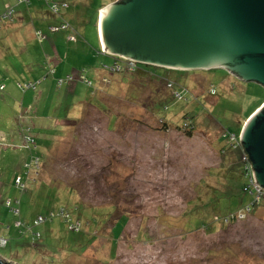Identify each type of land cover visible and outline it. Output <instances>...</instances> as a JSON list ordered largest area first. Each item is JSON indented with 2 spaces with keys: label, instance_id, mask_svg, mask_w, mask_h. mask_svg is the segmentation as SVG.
Returning a JSON list of instances; mask_svg holds the SVG:
<instances>
[{
  "label": "rangeland",
  "instance_id": "rangeland-1",
  "mask_svg": "<svg viewBox=\"0 0 264 264\" xmlns=\"http://www.w3.org/2000/svg\"><path fill=\"white\" fill-rule=\"evenodd\" d=\"M50 1L0 0V256L16 264H264V204L208 230L189 224L250 201L232 192L243 149L223 153V131L238 130L264 86L224 68L170 71L172 88L147 72L124 82L122 73L101 71L113 58L97 19L114 0ZM53 3L67 7L56 13ZM64 22L74 31H50ZM51 66L56 73L45 77ZM82 72L92 85L58 86L60 76ZM39 79L37 90L18 86ZM185 114L198 118L192 135L180 127ZM22 127L35 140L30 147ZM60 208L80 218L81 231H70ZM39 215L50 219L34 226Z\"/></svg>",
  "mask_w": 264,
  "mask_h": 264
},
{
  "label": "water",
  "instance_id": "water-1",
  "mask_svg": "<svg viewBox=\"0 0 264 264\" xmlns=\"http://www.w3.org/2000/svg\"><path fill=\"white\" fill-rule=\"evenodd\" d=\"M103 52L175 70L227 69L264 86V0H119L100 10ZM240 138L264 188V105ZM0 264L7 262L0 256Z\"/></svg>",
  "mask_w": 264,
  "mask_h": 264
},
{
  "label": "trees",
  "instance_id": "trees-1",
  "mask_svg": "<svg viewBox=\"0 0 264 264\" xmlns=\"http://www.w3.org/2000/svg\"><path fill=\"white\" fill-rule=\"evenodd\" d=\"M101 8H103V7H101ZM13 18V16L11 17V19ZM98 20H99V15H98ZM19 22V21H18ZM12 24H14V23H16V22H11ZM11 30H13L12 28H11ZM66 31V30H65ZM56 33V32H55ZM9 35V34H8ZM44 41V40H43ZM43 41H40V42H43ZM112 58H113V63L111 64V66H108V65H106V64H104L103 65V69L101 70V71H109L111 74H115V73H122V74H120L121 75V78H122V80L124 81V82H126V81H129L131 78H133V77H135V75L136 76H142V75H145L146 74V72L147 73H151V74H153L154 76H155V78H159L160 80H166L167 82H168V86H169V84L171 83V86H169L170 88H172L173 87V85H174V77L171 75V73H170V71H175V69H168V68H162V67H157V66H153V65H148V64H142V63H137L136 64V67H135V69L134 70H131L130 68H129V61L128 60H125V59H123V58H120V57H118V56H111ZM138 64H141V65H143L144 67H145V70H143L142 68H138ZM120 67V70H112L111 69V67H113V68H116V67ZM162 69V70H164V71H160V72H158V69ZM56 73V69H55V72L54 73H51L50 71H49V73L45 76V77H47L49 74H55ZM83 73V72H82ZM81 74V73H80ZM79 74V75H80ZM132 75V77H130ZM85 76H86V74H85ZM124 76V77H123ZM126 76H128V77H126ZM87 77V76H86ZM118 77H120V76H118ZM61 78H63V77H59L58 78V80H57V83H58V81H59V79H61ZM87 79H88V77H87ZM109 79V78H108ZM90 80V79H89ZM38 81H40L39 83H38ZM92 81V80H91ZM83 82V81H82ZM34 83H36L35 84V89H32V90H37V87H38V85L40 84V83H42V79H39V80H37L36 82H34ZM85 83V82H84ZM93 83V82H92ZM112 83V80H111V78H110V82L108 83V84H111ZM66 84H69V83H66ZM2 85V84H1ZM0 85V86H1ZM58 86H59V84H58ZM64 86V84L62 85V86H59V87H63ZM108 86V85H107ZM4 88H5V85H4ZM21 88V87H20ZM0 90H2V89H0ZM27 90V89H26ZM174 96L175 97H177L176 95H175V93H174ZM177 98H179V97H177ZM182 98V97H181ZM180 99V98H179ZM263 103H264V100L260 103V105L258 106V107H256L250 114H248V116H246L245 118H249V116H251L259 107H261L262 105H263ZM32 105V104H31ZM24 114V113H23ZM184 120H182L183 121V123L180 125V127L181 128H183V129H185V131L187 132V134L188 135H192V132L194 131V129L196 128V125H197V117L196 116H191V117H189L188 116V114H185L184 115ZM245 118H243V120L245 119ZM186 120H188V121H186ZM243 120H240V121H238L237 123H236V125H237V131L235 132V131H232V130H228V132H227V129H225L223 132L226 134V135H224V136H226V139H227V143H226V146L225 147H223V149L221 150L223 153H225V152H227V151H231V150H233V149H235L231 144H230V142H229V136L231 135V134H235L237 137H239L240 136V133H241V130H242V128H243ZM76 123H78V118L76 117V119H73V120H69V122H66L63 126H65V127H67V126H73V125H75ZM29 128H30V126H29ZM22 132H23V134H24V136L26 135V134H28V132L27 131H29V129H26V128H24V127H22ZM30 132V131H29ZM32 137V136H31ZM33 138V137H32ZM34 139V138H33ZM25 141H26V143H27V146L28 145H30L31 143L30 142H27V140H26V138H25ZM35 141V140H34ZM28 147H30V146H28ZM239 148V147H238ZM31 149V148H30ZM46 154L44 153V156H45ZM32 160V159H31ZM242 167H240L239 169H238V172L240 173L238 176L239 177H237V179H235V183H234V186L235 187H232V192H235V191H242V192H244V194H246L248 197H249V199H250V201L252 200V196L248 193V191H246V186H247V184H248V180H247V177L245 176V173H244V171H243V166H244V162H243V154H242ZM29 167V166H28ZM30 168V167H29ZM69 190H71L72 192H75L73 189H71V188H68ZM231 192V190H227V193H226V191H224L223 192V194H225L226 196L227 195H229L228 193H230ZM221 194V193H220ZM222 194V195H223ZM231 194V193H230ZM216 196V195H215ZM219 193H217V196H216V198L219 200ZM249 201V202H250ZM249 202H247V203H249ZM247 203H243V204H241V206L240 207H238V209L237 210H239L242 206H244L245 204H247ZM261 205H263V204H261ZM260 205V206H261ZM256 206H258V205H256ZM112 208H113V210L112 211H116L117 210V206L115 207V205H112L111 206ZM210 207H212V206H210ZM97 208V207H96ZM213 208V207H212ZM89 209V208H88ZM201 209H203V208H197V210L198 211H201ZM214 210H216V212H214V214L212 215V216H209V217H211V221H208L209 219V217H207V215H202L201 214V216L200 217H197L196 219H194V220H191V222H189V224H193V225H195L196 227H205V229L206 230H208V229H210L211 228V226H212V224L215 222H217V220H221L222 222H224V219H225V217L228 215V214H230V213H233V212H230V211H228V212H226V213H224L223 215H220V212L218 211V209L217 208H213ZM236 210V211H237ZM235 211V212H236ZM203 213V212H202ZM88 216H91L89 213H86ZM92 214V213H91ZM115 214V213H114ZM114 214H113V216H114ZM93 215V214H92ZM111 215H112V212H111V214L110 215H108L109 216V218L111 217ZM198 215H200V214H198ZM121 216H123V217H125L126 218V220H127V216L125 215V213L124 214H119V216H114V221H113V224L115 223V221L117 220V219H119ZM75 219H77V220H80V218H75ZM107 220H108V218H106V220H105V223L107 222ZM104 225V224H103ZM190 226V225H189ZM81 230H82V228H81ZM80 230V231H81ZM70 231H72V230H70ZM75 232H78V231H75Z\"/></svg>",
  "mask_w": 264,
  "mask_h": 264
},
{
  "label": "built area",
  "instance_id": "built-area-1",
  "mask_svg": "<svg viewBox=\"0 0 264 264\" xmlns=\"http://www.w3.org/2000/svg\"><path fill=\"white\" fill-rule=\"evenodd\" d=\"M23 1H27V3L31 2V0H19L20 3H23ZM47 1L51 3L50 0H47ZM60 6L61 7H67V4L53 3V5H52L53 11L58 13L60 11ZM7 16H9L11 18L13 16V10L9 11ZM69 29L72 31L73 27L66 22L62 23L61 25H51L50 26V31L52 33H55V32L61 31V30L69 31ZM36 35H37L39 41H43L46 38V36L44 35V32L42 30H37ZM68 39L74 40L75 35L73 33L69 32ZM120 58H123V57H120ZM123 59L129 61V68L131 70L135 69L137 62L126 59V58H123ZM49 69H50L51 73L55 72V68L53 66H51ZM111 69L112 70H115V69L120 70V67H118V66L116 68L111 67ZM76 79H79L80 81H83L89 85H92V81L87 79V77L85 76L84 73H81L78 76L68 74L65 76V78L59 79L58 84H59V86H62L63 84H66V83H72ZM104 79H106V78H104ZM39 82L40 81H38V83ZM35 84L36 83H34V82H25V83H19L18 86L21 87L23 90L31 89V88L35 89V87H36ZM169 86H171V83L169 84ZM0 88L3 89L4 85H1ZM175 95L179 98L182 97V94L179 92H175ZM25 138H26L27 142H30V143L34 142V139L29 135H25ZM229 142L234 148L242 147V141H241L240 136L237 137L235 134H231L229 136ZM242 149H243V147H242ZM243 162H244L243 171H244L245 176L247 177V180H248V184L245 188H246V191H248V193L252 196V200H251V202L242 206L236 212L228 214L224 219L225 223H229V222L233 221L234 219L235 220L236 219L237 220H244V219L248 218V216L251 215L253 206H256V205L260 206L261 204H264V188L258 184V182L255 178V174H254L252 164H251L247 154L244 151H243ZM35 164H37V166L39 165L38 157L32 158L29 167L31 165H35ZM16 182H17L18 186L22 185V187H24V184H22L20 177L16 179ZM14 211H15V213L19 212L16 209H14ZM56 214L58 216H60L62 219H64V221L67 223L68 228L70 230H72V231H80L81 230V228H82L81 221L74 219V217L71 215V213L68 210H66L65 208H60ZM51 216L54 217L55 212H52ZM48 219H50V217L39 215L34 221V226L39 225L41 223H44ZM2 242H5V240L2 239Z\"/></svg>",
  "mask_w": 264,
  "mask_h": 264
},
{
  "label": "crops",
  "instance_id": "crops-1",
  "mask_svg": "<svg viewBox=\"0 0 264 264\" xmlns=\"http://www.w3.org/2000/svg\"><path fill=\"white\" fill-rule=\"evenodd\" d=\"M115 1H116V0H114V2H115ZM29 12H30V14L32 13V16H33L34 14H36V15L39 14V15H40V14L42 13L40 9H35V10H34V9H31V10H29ZM98 23H99V20L97 19V26H98ZM11 28H12L13 30H15L16 27L13 25V27H11ZM98 30H99V29H98ZM7 31H8V30H7ZM100 40H101V39H100ZM33 54H34V53H33ZM38 54H39L38 52H35V55H38ZM108 55H109V54H108ZM29 56H30V55H29ZM32 56H33V55H32ZM110 56H112V55H110ZM67 75H68V74H67ZM60 77H62V76H60ZM5 88H6V87H5ZM5 88H4V89H5ZM263 105H264V103H263ZM263 105H262V106H263ZM31 115H32V113H31ZM31 115H30V117H31Z\"/></svg>",
  "mask_w": 264,
  "mask_h": 264
}]
</instances>
